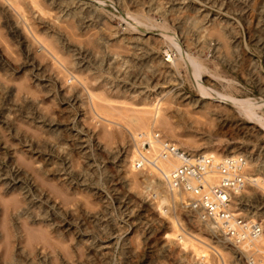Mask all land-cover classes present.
Instances as JSON below:
<instances>
[{"label":"rangeland","instance_id":"obj_1","mask_svg":"<svg viewBox=\"0 0 264 264\" xmlns=\"http://www.w3.org/2000/svg\"><path fill=\"white\" fill-rule=\"evenodd\" d=\"M255 115L264 0H0V264H264V183L237 196L262 238L235 246L133 167L157 130L264 178Z\"/></svg>","mask_w":264,"mask_h":264},{"label":"built area","instance_id":"obj_2","mask_svg":"<svg viewBox=\"0 0 264 264\" xmlns=\"http://www.w3.org/2000/svg\"><path fill=\"white\" fill-rule=\"evenodd\" d=\"M159 136L157 130L153 131L152 139L147 138L145 133L138 134L134 169L150 167L159 172L160 158L178 160V166L165 175L171 189L176 190L181 197L180 209L189 217L204 226L213 225L218 234L235 246H240L261 233L260 222H250L244 211L239 209L237 202L239 191L249 183L246 155L215 157L202 152L191 153L170 140L160 139ZM154 139L159 140L161 145L156 154L152 148Z\"/></svg>","mask_w":264,"mask_h":264},{"label":"bare ground","instance_id":"obj_3","mask_svg":"<svg viewBox=\"0 0 264 264\" xmlns=\"http://www.w3.org/2000/svg\"><path fill=\"white\" fill-rule=\"evenodd\" d=\"M34 1V0H33ZM198 80V79H197ZM199 86V85H198ZM200 88V87H199ZM213 90V93L215 94V96H216V98L218 99L217 101H219V100H223V101H226V102H239V103H243V102H241V101H239V100H235V99H233V98H231V97H228V96H225V95H223V94H220L219 92H216L214 89H212ZM204 92H205V95H206V97L207 98H210L211 96H210V94H209V92H207L206 90H204ZM212 93V92H211ZM213 94V95H214ZM213 97V96H212ZM211 99V98H210ZM260 104H257V103H250L248 106H246V109H252L254 106H259ZM159 109V108H158ZM160 110V109H159ZM156 113V112H155ZM157 113H158V111H157ZM156 113V115L154 116V117H157V119L160 117V115H158ZM257 118V120H259L260 122H263V118H259L258 117V115H255ZM133 117V116H132ZM140 119H142V118H140ZM143 121H144V119H142ZM137 121H139V120H137ZM143 121H141L140 120V122H143ZM136 122V121H135ZM144 123V122H143ZM135 124H137V122L135 123ZM138 124H139V122H138ZM147 124V123H146ZM147 126V125H146ZM148 127V126H147ZM152 131V130H151ZM145 133V132H144ZM146 136H147V138H149V139H152V135H151V132L150 131H146ZM160 134V133H159ZM160 139H166L163 135H161L160 134ZM166 140H168V139H166ZM175 145H177V144H175ZM160 141L159 140H153L152 141V148H153V151H154V153L156 154V152L158 151V149L160 148ZM178 146V145H177ZM137 152H138V148L135 150V152H134V162H135V160H136V157H137ZM204 154H208V153H205V152H203ZM233 153V152H232ZM210 154V153H209ZM211 155H213V154H211ZM215 156V155H214ZM216 157V156H215ZM247 157V156H246ZM247 160H248V158H247ZM158 164H159V166H160V168H161V170H159V172L158 171H156L155 169H154V171H156L158 174H160V176H161V178H162V180H163V183L165 184V186H166V188L167 189H169L172 193H174L175 195H177V196H179L178 194H177V191L176 190H172L171 189V187H170V182L167 180V178H166V175H165V173H169L170 171H171V169H173L174 167H176V166H178V164H179V161L178 160H172V159H164V158H160L159 159V161H158ZM135 165V164H134ZM249 165V160H248V162H247V166ZM132 166H133V164H132ZM133 167H135V166H133ZM147 169L148 168H150V167H146ZM247 169V168H246ZM246 172V171H245ZM248 176V175H247ZM248 182H254V183H257V184H259V183H264V178H261V177H259V176H256V177H254V176H248ZM247 184V183H246ZM246 187V186H245ZM245 187L243 188V190H241V191H239V193H242V191H244V189H245ZM178 200V199H177ZM164 204H167V201L165 200V199H163V203H162V206L164 205ZM246 218H248V219H250L251 221L250 222H254L256 219H252V218H249V217H246ZM258 221V220H257ZM211 224V223H210ZM260 224V223H259ZM208 225V224H207ZM213 226V225H212ZM212 226H210V225H208V227H210L212 230H215V231H217L215 228H214V226L212 227ZM260 226H261V224H260ZM218 232V231H217ZM262 234H263V231H262V226H261V233L260 234H258L257 236H255V237H253L252 239H250V240H246L245 242H243V243H241V245L242 246H246V247H249V246H252L254 243L256 244V242L260 239V238H262ZM170 236V235H169ZM176 236V235H175ZM225 238V237H224ZM226 240H227V238H225ZM184 241V240H183ZM200 252H198V254H199Z\"/></svg>","mask_w":264,"mask_h":264}]
</instances>
